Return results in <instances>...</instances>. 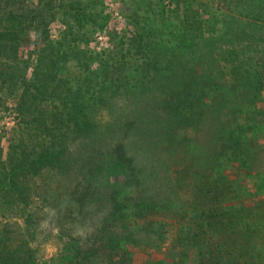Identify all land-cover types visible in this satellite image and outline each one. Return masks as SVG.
<instances>
[{
  "label": "trees",
  "instance_id": "trees-1",
  "mask_svg": "<svg viewBox=\"0 0 264 264\" xmlns=\"http://www.w3.org/2000/svg\"><path fill=\"white\" fill-rule=\"evenodd\" d=\"M174 1L169 44L163 6L101 56L80 48L105 0H0V264H182L191 244L195 264H264V204H221L264 115V0H210L234 7L219 28L209 0ZM226 93L239 107L208 106Z\"/></svg>",
  "mask_w": 264,
  "mask_h": 264
},
{
  "label": "rangeland",
  "instance_id": "rangeland-1",
  "mask_svg": "<svg viewBox=\"0 0 264 264\" xmlns=\"http://www.w3.org/2000/svg\"><path fill=\"white\" fill-rule=\"evenodd\" d=\"M203 1L204 0H201L200 2ZM156 2H158V4H156ZM207 3L209 6H211L208 14H210V16L214 15L215 20L219 22L217 28H219L220 26L219 24H222L223 21L228 20L227 17H231L235 15V13L230 11L231 9L232 10L234 9L231 3L228 4V9H225L224 8L225 6L223 4L218 6L216 4H213L212 1L210 0L207 1ZM163 6L166 11L165 13L166 23L162 33L164 34L163 38L165 42L169 44V37L165 32L170 29L176 31H178L179 29L177 13L176 12L169 13L170 10L175 9V7L177 6L174 0H155V1L154 0H105L104 12L110 17L108 26L104 30L103 29L101 31L99 30V32L96 35L90 38V42L88 44L85 43L84 45H82L80 49L85 48V50H94L97 53H101V56L102 55L104 56L107 53V51L111 48L113 41L118 40L117 37L119 38L124 36L126 38H131L132 35L135 33V31L136 32L140 31L141 27H145L144 26L145 23L146 24L153 23L154 19L156 18L155 15L158 13L160 8H163ZM62 25L63 24L60 20H57L54 23H52V25H50L51 35L53 37L57 36L58 32L62 29ZM228 27H232V26H228ZM153 47H155V44ZM29 49H30V45H28L26 48L22 50L23 52L24 50L27 52ZM156 50H158V48H156ZM180 51L181 49H176L175 54L176 55L181 54ZM147 55L144 56L147 57ZM135 59H137L138 62L141 60L138 57H136ZM75 67H76V63L74 62L72 63L71 68L76 70ZM190 74L193 75V73ZM218 103L223 105V108L224 110H226V112L232 111L233 107L236 106L239 107V102L230 93L224 94V97L222 98L221 101L218 102H213V100L209 101L208 106ZM257 104L259 105L260 103ZM244 115L247 117V122L253 116L252 114H250L249 110L248 111L246 110V113ZM241 117L243 118V115ZM257 120H258L257 121L258 126L254 128V130L252 131L251 133L252 139L248 141L247 148L245 147L247 155L245 156L244 154H241L239 157L240 160H242L243 162L245 161L247 163V168L238 167L239 170L237 171V169H234L233 167L230 166L229 168L223 169V173L227 175V180L229 183L227 192L230 198V202L221 203L222 206H224L225 208L227 206L230 207V205L240 206L243 204L246 205L258 204L259 202H261V205L264 204V115H262V117L257 118ZM11 124L12 123L9 121L6 122L7 126H10ZM236 125L237 122L232 123L229 127V130ZM198 141L206 145L208 144V141L212 143L213 138L212 136L211 137L209 136L207 131L206 133H203V135L199 137ZM259 150H261V153L255 156V154H257ZM217 155H218V161L224 162L225 160L224 155L223 156L221 154H217ZM251 164H253V166L250 169ZM220 175L221 173L216 174V172L213 170L210 173V175H208V177L210 176L213 179H219ZM225 178L226 177H223L222 182L226 180ZM129 191L130 188H127L126 190L122 191L120 193L121 197L123 195L128 194ZM221 204L214 206L213 208H217L218 211H219L218 208H220L221 211L226 213L225 209L221 207ZM261 210H262L260 211L261 216H263L264 218V210L263 209ZM191 212L192 210L190 211V213ZM262 223L264 222L261 221V224ZM57 246L58 244L55 240L50 241L46 245L45 247L46 258H49L52 255V253L55 251ZM180 253L181 254L179 258L182 260L183 262L182 264H192V263L195 264L198 250L194 248L193 244H191V246L189 247L188 246L185 247L183 250H180Z\"/></svg>",
  "mask_w": 264,
  "mask_h": 264
}]
</instances>
